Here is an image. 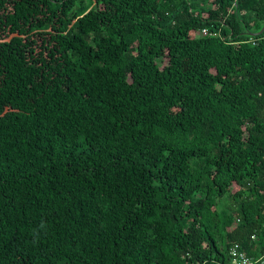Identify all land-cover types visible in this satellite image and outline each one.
Segmentation results:
<instances>
[{
    "label": "trees",
    "instance_id": "trees-1",
    "mask_svg": "<svg viewBox=\"0 0 264 264\" xmlns=\"http://www.w3.org/2000/svg\"><path fill=\"white\" fill-rule=\"evenodd\" d=\"M263 24L264 0H0V264H259Z\"/></svg>",
    "mask_w": 264,
    "mask_h": 264
},
{
    "label": "rangeland",
    "instance_id": "rangeland-1",
    "mask_svg": "<svg viewBox=\"0 0 264 264\" xmlns=\"http://www.w3.org/2000/svg\"><path fill=\"white\" fill-rule=\"evenodd\" d=\"M190 35H192V36H198V34L195 33L194 31H192ZM45 46H46V41L45 40L39 42V47H40V50L41 51L44 50ZM141 51H144V52L148 51V47L146 46V44H144V41L142 42ZM162 51L165 52V48ZM159 53H161V52H159ZM158 63L160 65V69H161L160 70V77L161 78H164L166 76V71L164 69L165 58H163V57L160 56L158 58ZM188 65H189V61H186L185 60L183 62V68H187ZM101 207H102V205H101ZM89 226L90 225L87 222L84 224V228H87ZM59 244H61V245H67V241L65 239H60L59 240ZM19 247H20L19 241L18 240H14L13 250H18Z\"/></svg>",
    "mask_w": 264,
    "mask_h": 264
},
{
    "label": "built area",
    "instance_id": "built-area-1",
    "mask_svg": "<svg viewBox=\"0 0 264 264\" xmlns=\"http://www.w3.org/2000/svg\"><path fill=\"white\" fill-rule=\"evenodd\" d=\"M201 36L207 37L210 33L206 29H202ZM230 263L229 264H256V260L248 257L238 244H233L229 248Z\"/></svg>",
    "mask_w": 264,
    "mask_h": 264
},
{
    "label": "water",
    "instance_id": "water-1",
    "mask_svg": "<svg viewBox=\"0 0 264 264\" xmlns=\"http://www.w3.org/2000/svg\"><path fill=\"white\" fill-rule=\"evenodd\" d=\"M263 31H264V24L262 25L261 29L254 34H261ZM259 264H264V259Z\"/></svg>",
    "mask_w": 264,
    "mask_h": 264
}]
</instances>
